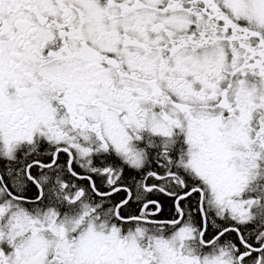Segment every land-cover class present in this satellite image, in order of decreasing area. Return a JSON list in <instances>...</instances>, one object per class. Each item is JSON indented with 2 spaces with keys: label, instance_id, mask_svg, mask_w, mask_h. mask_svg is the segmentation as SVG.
<instances>
[{
  "label": "snow or ice",
  "instance_id": "6c2138e0",
  "mask_svg": "<svg viewBox=\"0 0 264 264\" xmlns=\"http://www.w3.org/2000/svg\"><path fill=\"white\" fill-rule=\"evenodd\" d=\"M0 264H264V0H0Z\"/></svg>",
  "mask_w": 264,
  "mask_h": 264
}]
</instances>
